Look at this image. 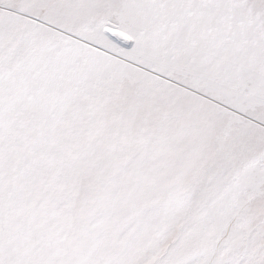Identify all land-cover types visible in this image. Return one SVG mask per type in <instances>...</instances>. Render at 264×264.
Masks as SVG:
<instances>
[{
  "label": "snow or ice",
  "instance_id": "snow-or-ice-1",
  "mask_svg": "<svg viewBox=\"0 0 264 264\" xmlns=\"http://www.w3.org/2000/svg\"><path fill=\"white\" fill-rule=\"evenodd\" d=\"M0 264H264V0H0Z\"/></svg>",
  "mask_w": 264,
  "mask_h": 264
}]
</instances>
